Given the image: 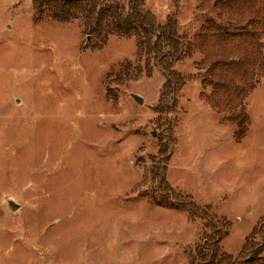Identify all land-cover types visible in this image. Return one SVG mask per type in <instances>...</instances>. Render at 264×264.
Returning <instances> with one entry per match:
<instances>
[{"label": "rangeland", "instance_id": "1", "mask_svg": "<svg viewBox=\"0 0 264 264\" xmlns=\"http://www.w3.org/2000/svg\"><path fill=\"white\" fill-rule=\"evenodd\" d=\"M35 2L0 0V264H190L204 222L153 197L160 172L172 197L230 221L219 256L236 257L264 230V56L239 83L238 141L195 44L217 8L142 0L159 23L176 15L182 41L158 111L167 72L139 36Z\"/></svg>", "mask_w": 264, "mask_h": 264}, {"label": "trees", "instance_id": "2", "mask_svg": "<svg viewBox=\"0 0 264 264\" xmlns=\"http://www.w3.org/2000/svg\"><path fill=\"white\" fill-rule=\"evenodd\" d=\"M197 1L201 9L219 10L221 21L209 17L207 25L195 37V44L203 55L202 67L213 85L216 101L223 110L233 112L228 120L238 127L236 139L241 141L247 132L249 117L239 83L253 78L264 56V0ZM35 5L38 10L49 7L52 17L58 20H69L84 13L93 32L101 33L103 26L108 32L139 36L143 48L150 49L167 72L156 110L162 109L174 85L182 81V75L173 69L182 52L176 15H169L165 23H159L153 13L143 10L142 0H36ZM168 185L160 172L153 197L163 205L188 206L204 222L202 241L190 264H248L262 257L264 230L261 228H255L246 238L236 257L230 254L220 257L219 244L228 234L230 221L218 218L210 206H200L177 195L172 197ZM259 235L261 239H257Z\"/></svg>", "mask_w": 264, "mask_h": 264}, {"label": "water", "instance_id": "3", "mask_svg": "<svg viewBox=\"0 0 264 264\" xmlns=\"http://www.w3.org/2000/svg\"><path fill=\"white\" fill-rule=\"evenodd\" d=\"M134 98L138 101V102H142L143 100H142V98H141V96H139V95H134ZM11 206H12V208L13 209H16L17 208V204H15L14 202H12L11 203Z\"/></svg>", "mask_w": 264, "mask_h": 264}]
</instances>
